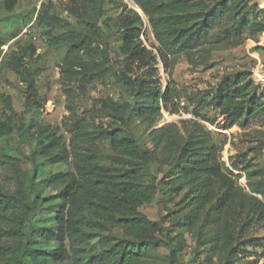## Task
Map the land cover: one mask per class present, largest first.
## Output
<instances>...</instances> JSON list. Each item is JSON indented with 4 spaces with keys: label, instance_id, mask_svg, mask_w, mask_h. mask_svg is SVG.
Instances as JSON below:
<instances>
[{
    "label": "rangeland",
    "instance_id": "obj_1",
    "mask_svg": "<svg viewBox=\"0 0 264 264\" xmlns=\"http://www.w3.org/2000/svg\"><path fill=\"white\" fill-rule=\"evenodd\" d=\"M4 1L0 0V40L6 41L0 50V115L5 111L3 98L10 99L17 126L28 133L29 140L38 130L48 127L69 144L73 125L81 120L97 141L83 144V150L98 156L105 171L112 175L124 171L127 164L113 153L101 133L110 128H124L143 150L156 154L149 169L155 182L166 183L173 160L169 156L170 142L185 139L195 123H199L212 133L219 145L221 162L238 181L242 199L257 196L264 200V112L245 125L225 130V119L210 105L219 84L226 78L252 79L264 89V31H237L241 17L264 24V0H236L239 17L223 21L201 42L171 51L164 50L157 42L147 17L133 0H19L13 12L2 7ZM119 4L139 12L144 20L140 40L158 59L154 80L160 82L161 92L170 84L179 94L164 104L161 116L153 125L141 122L134 115L122 121L113 107L132 102L130 91L117 76L124 73L135 80L149 68L140 62L125 60L118 35L122 13ZM43 5L68 25L52 29L36 27L34 21ZM259 12H262L260 18ZM26 22L30 23L25 25ZM61 36H87L88 46L65 63L68 47L52 45ZM29 45H34L36 54L42 58L43 73L37 78V90L47 103L40 111L26 108V89L9 67L10 52ZM77 63L89 67L82 70ZM70 66L73 71H67ZM20 139L15 131L1 140L0 145L19 150ZM49 169L56 173L73 171L72 166L62 164ZM28 171V164H22L24 180L29 176ZM13 176L12 167L0 166V186L13 190ZM257 189L263 192L256 193ZM58 193V189H50L47 195L57 204ZM157 204L145 205L140 212L148 220L163 222L166 227L178 221L170 228L172 236L185 234L188 247L173 256L165 245L168 232L164 231L157 235L152 249L140 254L138 264H264V223L249 213L238 211L235 220L227 225L209 204L201 203L197 207L191 200L175 197L169 204V215ZM57 209L58 205H53L36 220L42 224L53 220L52 212ZM189 213L191 221L182 219ZM88 232L93 239L85 249L86 257L127 240L121 230L106 223L93 221Z\"/></svg>",
    "mask_w": 264,
    "mask_h": 264
},
{
    "label": "trees",
    "instance_id": "obj_2",
    "mask_svg": "<svg viewBox=\"0 0 264 264\" xmlns=\"http://www.w3.org/2000/svg\"><path fill=\"white\" fill-rule=\"evenodd\" d=\"M18 1L5 0L2 7L13 12ZM133 2L147 17L157 42L167 51L195 45L223 21L240 16L236 0ZM119 5L122 13L118 35L125 60L140 62L149 68L144 76L135 80L124 73L117 76L130 91L132 102L113 107L122 121L134 115L141 122L153 125L161 116L164 104L178 98L179 94L170 84L161 92L160 82L154 80L157 77L154 65L158 59L140 40L144 20L139 12ZM261 16L259 12L257 17ZM65 24L68 25L44 5L34 21L36 27L45 29ZM238 25L237 31H264L263 23L250 22L243 17ZM5 43L0 40V50ZM52 45L68 47L65 63H69L76 52L88 46L87 36H61L54 39ZM36 51L34 45H29L9 54V67L24 85L25 106L32 111H40L47 103L37 90V78L43 69L42 58ZM160 53L163 56V52ZM77 64L82 70L89 67ZM68 70L74 69L70 66ZM255 84L252 79L238 76L235 80L226 78L219 84L210 105L225 119V130L263 115L264 89ZM3 101L5 111L0 115V141L15 131L21 139L19 150L0 145V166L12 167L15 180L13 190L0 186V264H138L140 254L152 249L157 235L164 231L168 232L165 245L173 256H178L188 247L185 234L172 236L170 228L178 221L166 227L163 222L148 220L140 212L143 206L156 202L169 215V204L175 197L191 200L197 207L201 203L211 205L227 225L235 220L238 211L249 213L253 219L264 223V200L257 196L242 199L238 181L221 162L219 145L202 124L195 123L187 137L178 143L170 142L169 156L173 157L170 179L157 183L149 169L156 154L143 150L124 128H110L101 133L113 153L127 164L124 171L111 175L98 156L83 150V144L95 143L96 139L81 120L74 123L69 144L48 127L38 130L29 140L28 133L17 126L10 99L3 98ZM24 163L29 169L26 180L22 176ZM55 164L72 166L73 171L52 172L49 168ZM50 189L59 190L57 204L47 195ZM261 192V189L256 190V193ZM53 205H58L52 212L53 220L39 223L38 216ZM182 219L189 221L191 214L183 215ZM93 221L118 228L127 240L86 257L85 249L93 239L88 232Z\"/></svg>",
    "mask_w": 264,
    "mask_h": 264
}]
</instances>
